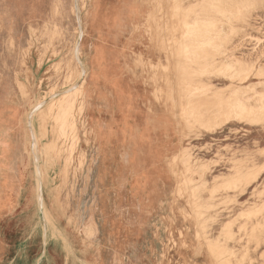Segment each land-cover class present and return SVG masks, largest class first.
<instances>
[{"label":"rangeland","instance_id":"rangeland-1","mask_svg":"<svg viewBox=\"0 0 264 264\" xmlns=\"http://www.w3.org/2000/svg\"><path fill=\"white\" fill-rule=\"evenodd\" d=\"M91 1L99 19L110 20L111 7L122 1L127 5L117 15L137 1L151 15L149 34L137 41L124 42L129 30L117 33L119 58L102 60V67L99 49L92 51L102 35L96 38L95 25L87 28L89 0L77 6L82 40L72 0H0L2 28L14 29L15 38L10 46L0 28L6 159L0 234L12 252H26L6 253L4 264H264V122H225L221 116L205 126L198 109L207 102L200 95L185 115L189 124L165 119L161 125V112L182 116L180 90L189 77L177 62L180 49L171 46L173 31L181 37L183 21L196 23L188 45L197 46L196 58L215 79L222 73L210 60L221 43L264 69V0H219L215 6H196L200 0ZM215 24L227 31L216 36ZM208 37L215 41L206 43ZM77 42L86 74L81 92ZM103 46L108 57L110 48ZM164 49L170 63L161 59ZM124 62L130 67L124 69ZM252 76L246 86L264 81ZM161 99H168L167 110ZM130 245L134 253H121Z\"/></svg>","mask_w":264,"mask_h":264},{"label":"bare ground","instance_id":"bare-ground-1","mask_svg":"<svg viewBox=\"0 0 264 264\" xmlns=\"http://www.w3.org/2000/svg\"><path fill=\"white\" fill-rule=\"evenodd\" d=\"M89 1H90V13H89V16H88L87 28L89 26H94L95 25L96 26L95 30H96L97 33L94 34V35L96 36V38H97L98 34L102 35V40H100L98 42H94L93 41V48H92L93 53H95L94 50L96 48H97V51L99 49V57L98 58H97V52L95 54V57L97 58L96 62H99V65H100V62L103 63L107 58H109L110 63H113V62L115 63V58H119V54L120 53L117 52L118 51L117 50L118 46H116V41H115L116 37H118L117 33L125 32L126 30H129V32H132L131 33L132 36L130 34H128L129 32H127V36L125 35L126 36V41H124V42H127V43L128 42H132L133 38H134V41H137V39H139L140 36L142 37V35L145 34V33L149 34L150 25H151L150 24L151 15L148 14V12L143 8L142 4H139L138 1L136 2V4L132 3L131 5H129V9H128L129 11H126L127 13H124L122 15H117L116 12L117 11L119 12L121 10L120 7L125 8V6L127 5V2H123L122 1L120 3V5L118 3V4L114 5V6H112L111 7V12L109 14V16H110L109 19L110 20H104V18L99 19L102 16L101 15L102 13H100V15L95 13L97 11H95L96 9L92 10V8H91L92 1L91 0H89ZM216 1H219V0H208V1H203V0L201 1L200 0V2L198 4H196V6H201L204 3H209L210 6H212L213 2H216ZM78 3H79V0H72L73 10H75V13H76L74 15L75 22H76V27H77V31H78V34H79V39L82 40V37H83L82 24L83 23H82V19H81L80 15H79V11H78V8H77ZM221 3L220 4L217 3V4L220 6ZM224 5H226V4H223V6ZM245 5H247V4H245ZM213 6H215V3H214ZM216 7H218V6H216ZM4 9H5L4 6L0 5V28L3 30L4 33L7 34L8 40L10 42V46H13L14 43H15V38H14V34H13V32H14L13 30L14 29L11 30V27H10L9 29L7 28L6 30H4L2 28L3 27L2 25L4 24L3 18H4V15H5V10ZM176 9L177 8L175 6V10ZM122 11H124V10L122 9ZM100 12H101V10H100ZM223 13L225 14V12H223ZM186 14H188V13L186 12ZM176 16L177 15L175 14V17ZM232 16H234V15H232ZM175 17H173V18H175ZM236 18H238V17H236ZM258 19H260V18H258ZM213 24H214V22H213ZM260 25L262 26V24H260ZM101 26H103V34H101V32H102V27ZM214 26L216 28V24L213 25V27ZM105 27H106V29H107L106 31H108V33H106V31L104 30ZM128 27H129V29H127ZM195 27H196V23L195 22H193V21H191V22L183 21L182 22V27L180 28L181 37L176 36L175 35V31L176 30H174L173 31V35L170 38L171 46L172 47H176L177 46L180 49V55H178V57H177V62L182 64V66L184 67V71L189 75V77L187 78L186 82H184V86L182 87V89L180 88L181 89L180 92L184 96V100H185V101H182L181 104L179 103V109H180L179 113L182 116L181 117H175L174 116L175 114H173V113H172V116H171V115L166 114L165 112H161V115H163V117H164L163 120H162L161 125L166 120L170 121L171 125H173L175 123H180L181 124L179 119L184 121L185 124H189L187 120H191V116L190 117H185V115H187V113L189 114L191 112V109L194 108L192 99L197 97V96H200V95H203L204 97H206V102H207V104L205 105V108H203V110H199L198 109V111L200 112L199 113L200 118L205 122V126H209V124H210V126L213 125V123L216 120L218 121L221 116L224 119L223 121H225V122L245 123L247 125H251V124H254V123L258 124L260 122L263 123L264 122V81H260L257 84V85H259L261 87V92L257 91V88H256L257 85L250 84V85L246 86L245 84L249 83V81H250L251 77H253L252 75H254V73H255L254 78L255 77H258V78L263 77L264 76V69L263 68L254 69L253 64L249 63L250 61L247 62L246 60H244L242 58H238V56L237 57L234 56L233 54H231L230 50L227 47L224 46L225 44L222 45V43H221L219 45V49H218V52H217V58L212 59L210 61L212 62L213 67H215L218 71H220L222 73V76H221V79H219V78L215 79V78L211 77L210 76L211 74L209 75L206 72V70L204 69V67H202L200 65V63L202 62V61H200V57L196 58V55H197L196 50L197 49H195V47H197V46H193L192 47L191 43L188 45L189 36L191 35L192 31H194ZM30 29H32V27H30ZM171 29H173V28H171ZM242 29L243 28H241V30ZM224 30L225 29L223 28L222 25L217 27L216 29L212 28V31L218 37L222 36L223 33L225 31H227V30H225V31ZM104 31H105L106 34H104ZM212 31L210 33H212ZM202 32H200V33H202ZM207 33L209 34V32H207ZM227 33H226V35H227ZM137 34H138V36H137ZM207 36H209V35H207ZM150 40H152V38H150ZM164 41L165 40L163 38H161V43H163ZM211 41H215V38L208 37V38L205 39V42L206 43L208 42V44H210ZM124 42H122V43H124ZM103 44H108V46L110 48V52H109V56L108 57L106 56ZM171 46L168 44V47H171ZM202 47H203V45H202ZM212 47H213V45H212ZM172 49H171V51H172ZM167 50L168 49H164L163 56H161V59H163V61H166V62L170 63V53ZM210 50H212V49H210ZM80 51H81L80 44L77 42L75 44V47H74V60L76 61V64H77V66L79 68L77 73H79L81 71V80L80 79L78 80L79 81L78 82L79 87L77 88V90L79 89L80 92H81V90L83 89L84 84L86 83L85 82L86 81L85 80L86 74L84 75L83 67L81 66ZM243 55H245V54H243ZM91 56H92V54H91ZM127 58L128 57L126 56L125 59H127ZM102 60H104V61L102 62ZM128 66L130 67V65H128ZM128 66H126L125 62L123 63L124 69L127 68ZM161 66H162V63H161ZM110 68H111V66H110ZM209 68H212V67H209ZM111 70H113V69L111 68ZM116 72H117V69H116ZM208 72H209V70H208ZM116 74L117 73H115V75ZM177 75H178V73H177ZM164 79H165L164 80L165 81V85L168 87L169 81L171 80L170 74H166L164 76ZM214 82H217L218 85L224 84L225 82H228V84L225 86V88H220V87H216V85H214ZM177 83H179V82H177ZM178 85H180V84H178ZM177 88H178V86H177ZM66 94L67 93H65V95ZM168 97H169V94H168ZM179 97H180V95H179ZM213 100L215 101V103H214ZM179 101H180V99H179ZM167 102H168V99H166V100L161 99V109L167 110V108H168ZM172 102H173V100H172ZM176 108H177V106H176ZM95 133H96V136H97L96 129H95ZM97 138H99V137L97 136ZM115 140L118 141L116 138H115ZM137 141H138V137H135V140L133 142H137ZM111 142H112V140H110V143ZM129 148H130V150H132V152L134 150L136 151L137 150V145L131 143V147H129ZM147 155L150 156V153H148ZM79 163H81V162H79ZM66 167H68V166H66ZM99 175H100V173H98L97 178L100 177ZM99 184H100V181H99Z\"/></svg>","mask_w":264,"mask_h":264},{"label":"crops","instance_id":"crops-1","mask_svg":"<svg viewBox=\"0 0 264 264\" xmlns=\"http://www.w3.org/2000/svg\"><path fill=\"white\" fill-rule=\"evenodd\" d=\"M2 141L3 142L0 143V224H1L2 221H5V212H6V205H5V197H6L5 196V194H6L5 183L6 182H5V173L3 171V167H4V164H5V161H6L5 155H4V152H5V148H4L5 138H2ZM11 183L12 182L10 180L9 184L11 185ZM14 190H16V189L15 188L11 189V191H13L15 193ZM3 215H4V218L1 217ZM30 217H31L30 218V222L34 223V221H32V219H33L32 214H31ZM32 223L30 225H32ZM132 248H133L132 245H130L128 247H125V250L121 251V253H130V252L134 253V250ZM81 249L79 250L78 253H85L86 252L84 250H82V252H81ZM112 251H113V253H117V251H114V250H112ZM6 253H26V252L24 250H22V249L12 252L9 248H7L4 236H2L0 234V264H4L5 263L4 259L6 257ZM67 253H70V252H67Z\"/></svg>","mask_w":264,"mask_h":264}]
</instances>
